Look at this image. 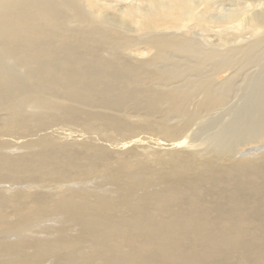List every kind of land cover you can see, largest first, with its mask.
Listing matches in <instances>:
<instances>
[{
	"label": "bare ground",
	"instance_id": "1",
	"mask_svg": "<svg viewBox=\"0 0 264 264\" xmlns=\"http://www.w3.org/2000/svg\"><path fill=\"white\" fill-rule=\"evenodd\" d=\"M1 1L0 111L7 112V118L14 121V125L32 119L22 116V109L29 108L44 115L63 109L74 112L77 104L81 114L84 110L92 113L86 130H114L121 123L119 117L110 115L111 112L120 110L121 115L130 116L131 107H139L146 112L140 114L142 116L136 122L167 138V143L161 145L169 153L151 151L149 154L150 160L160 167H169L167 172L171 177L175 176L174 172H188L193 162L196 163L195 172H206L204 178L212 172L230 174V178L225 176L224 191L228 193L231 209L226 211L221 207L218 194L215 207L210 208L216 214L207 217L204 216L205 204L200 200L198 183L193 181L184 186L180 184V178L170 181L166 174L158 173L161 170L150 171L153 176L142 179L143 184L137 178L121 183L127 199H100L97 203L91 200L101 211L84 213V226L94 224V221L103 225V232H98L92 241L84 238L91 242L88 245L94 251L106 253L119 248L112 239L106 242L114 232H133L135 235L145 229L141 247L126 246L104 264H165L167 256L187 263L225 264V259L213 256L219 243L225 242V246L242 251L245 248L241 241L242 231L225 237H211L209 229L213 218L222 223L242 220L243 213L238 206L248 195L262 193L264 197V185H254L256 179L264 183V162L236 158L238 151L247 148L245 145L264 140V0H108L104 4L101 0H79L82 5L89 4L94 9L92 18L95 22L113 28L104 30L96 26L86 30L70 29L64 8L70 9L75 17L82 16L70 0ZM185 30H190L191 35ZM211 30L215 39L209 35ZM194 31H199L200 35ZM73 44H78L77 52L70 49ZM102 51L108 56L99 55ZM124 52L135 53L142 59L130 64L122 57ZM77 67L79 71L72 72ZM252 74L254 76L249 77ZM224 105L225 124L221 125L215 123L216 118L211 112ZM38 118H33V122L41 124L42 120ZM201 120L206 124L202 125ZM188 124L196 126V130L192 126L188 128ZM216 126H225V138L239 140L235 150L231 144L219 145L214 141L219 132L218 128L214 129ZM67 132L63 134L64 138L60 134L38 133L34 139L16 143L26 147L41 144L50 152L38 151L34 156V150L30 149L29 153L34 157L27 159L24 155L26 159L22 161L19 155L13 156L10 149L6 152L7 143L2 141L5 146L0 148V172L86 174L109 166L118 172H126L125 167L136 169V172L151 170L138 166L139 152L129 157L121 156L137 147L140 139L117 143L121 147L112 149L115 155L107 157L83 141V134ZM80 148H84L85 153L82 164L79 163L82 160L77 163L59 156L57 152L61 151H55ZM213 158L217 159L215 163ZM191 172L194 171L184 174L188 176ZM152 183L155 188L149 187ZM139 189L141 192L137 193ZM132 196H139L140 200H133ZM90 203L86 201L87 205ZM178 225L190 226L196 231L193 241L199 249H192L194 254H180V236L185 233L178 232ZM260 233L254 235L255 240L262 239L255 257L248 262L239 255L237 264H264V251L261 250L264 231ZM75 245L67 242L53 247L46 243L40 249V256L68 249L62 264L68 261L74 264L83 260ZM93 255L87 254V257Z\"/></svg>",
	"mask_w": 264,
	"mask_h": 264
},
{
	"label": "rangeland",
	"instance_id": "2",
	"mask_svg": "<svg viewBox=\"0 0 264 264\" xmlns=\"http://www.w3.org/2000/svg\"><path fill=\"white\" fill-rule=\"evenodd\" d=\"M47 1L60 2L62 0ZM70 1L74 3V5L82 12L81 17H75L71 14L70 9L66 7L64 8L63 11L65 14H67L66 22L68 23L70 29L75 30L78 28H83L84 30H86L90 29L93 26H96L101 30L113 29L110 25L101 24L94 21V18H92V12L94 9L90 7L89 4L87 6H84L79 0ZM107 1L108 0H101L103 4ZM0 5H2V1L0 2ZM106 11L110 12L111 10ZM190 26H193V24L191 23ZM185 31L189 36L191 35L190 30ZM212 31L213 30H211L209 34L211 36H213L214 34V31L213 34ZM196 32L197 35H200L199 31H194V33ZM211 38L215 39L214 36ZM70 49H73L75 52H77L78 44L71 45ZM219 49H221V47ZM105 52L102 51L99 53V55H101L102 57H107L108 53ZM122 57L129 61L130 64H133L134 62L136 63L138 60L142 59L135 53L127 52H124ZM46 61L53 62L52 59H46ZM78 71V67L72 70V72ZM254 74H252V76L249 75V77H253ZM75 106V113L72 109H63L59 110L60 112H46L44 114L45 116L42 114V112H37L29 108L22 109V116H29L32 117V119L30 120L27 118L29 122H27V120H21L15 125L14 121H9V119L7 118V112L0 111V148L7 145L5 147V151L7 149H10L9 151H12L11 154H13V156L19 155V160L21 159L22 161L23 159H26V157L24 158V155L28 156L27 159H29V156L30 158H33L35 155H37L38 151L39 153L42 152L43 154L45 152V154H49L50 152L45 149V146L41 147V144L27 145L30 146V148L24 145H16V143L22 144L29 139H34L36 138L35 134L38 133H53L56 136L60 134V137L62 136L64 138L65 136H63V134H66L65 132L68 131L67 134H69L73 131L74 134L79 133L77 135L83 134V141L87 142V144L91 146H94L97 150L102 151L103 155L112 157L115 155L112 152V149L118 150L117 148L121 147V145L118 144H122L124 141L128 140L140 139L141 142L137 147L132 148L127 154L122 153L121 156L124 155L123 157H129L132 154L135 155V152H139L137 163L138 166L141 168L150 167L151 170H146V172H136V169L128 170L127 167H125L126 172H118L115 171L114 167L113 170L110 169L109 166V168H104L99 172H87L86 174H83V172L74 173L70 171H68L70 173L60 172L57 175L56 173L53 174L51 172H0V199L2 200L1 202H3L2 204H0V264H60V262L62 264L63 260L66 261L65 258L67 257V252H69L68 249H62L63 252L60 249V251H58L60 254L57 251H54L55 255H52L54 254L52 253V251L50 252L51 255H49V252L48 254L46 253V255L44 256L46 260L45 261L44 257L40 256V249L42 248V246H45L46 243H50L53 247H55L57 244V246H61L62 244L67 242L70 244L76 243L75 248L78 249L77 253L83 260H77L78 262L75 261L74 264H98L100 262H102L101 264H104L105 260H107L109 257L117 255L120 252L118 250L122 249L123 251V249H125L124 247L126 246H132L135 248L141 247L145 229H141L140 231L142 232H139L135 229V231H137L135 235L133 232L112 233L111 237L106 242L112 239V243L115 246L116 244H118L119 248L112 249L113 251L106 253H98V251H94L88 244L91 243L90 241L93 240L94 236H97L98 232H103V225L95 224V221L93 219L94 224L84 226V219L82 215L84 213H93L97 211L100 212V208L94 205V203H97L100 199H118L120 201H122L123 199H127L125 198L126 194H124L125 191L123 190V187L120 186L121 183L128 181L131 178H137L136 180L143 184V182L141 181L142 179H144L146 176L152 177V173L158 170L162 171L158 173L166 174V178L168 177L167 179H169L170 181H175L176 178H180V184H183L184 186L189 185V183L193 181L197 182L199 186L198 190L200 192V200L205 204V217H207L208 215L216 214L215 211L210 208L212 206L215 207L214 200L216 197H218V194H220L218 202L221 203V207L223 206L226 211H229V209H231L232 204L228 203V193L224 191L226 187V173L212 172L209 177L204 178L202 176L205 175L206 172H195L194 168H196V163L193 162L192 165L190 163L191 167L188 168V172L191 170L194 172H191L188 176L184 174L188 172H174L175 176L171 177L172 175L170 176V172H167L169 167H160L154 161L150 160L152 156L149 153L151 151H160L159 154H167L169 152L168 150L164 149V145H161L167 143V141H165L167 138L158 135V133H156L154 129L147 128L146 125L138 124V122H136L139 118H141L142 115L140 114H144L146 110L142 109L141 111V108L139 107H131L132 110H130V113L132 115L136 114L135 116H132L131 114L130 116H126L123 114L121 115L120 110L117 112H111L110 115L120 118L118 119V121L121 123V126L115 128L114 130L111 128L104 129L105 131L98 128L91 130L94 131L97 134L96 135L95 133L86 130V123L90 121L92 113H88V110H84L85 113L81 114V112L78 111L79 106L77 104H75ZM85 109L87 108L85 107ZM211 113L212 116L216 118L215 123H219L221 125L225 124V115H223V113H225V105L223 107H218L216 111L214 110ZM211 113H206L205 115ZM53 114L54 116H52ZM86 115H89V117L87 118ZM38 116L40 117L38 119L42 120L41 124L33 122V118ZM238 118L239 116L236 117V119ZM200 123L202 125L206 124L204 121L202 122V120L200 121ZM19 125H22L23 127ZM190 126L192 125H187L188 128H190ZM191 128H193L194 131L196 130V126H192ZM217 128L219 129V132L214 141L219 145H223L225 143H227L228 145L231 144L232 150H235V145L237 142H239V140L225 138L227 135L225 126H216L214 129ZM58 130L61 133H59ZM188 131L185 134H188ZM93 134L95 136H92ZM22 135L24 138H22ZM78 139H80V137ZM2 141L6 142L7 144L3 145ZM12 144H14V146H12ZM159 145H161V147ZM17 146L21 148H18ZM105 146L107 147L105 148ZM245 146L248 149L243 147L240 151L237 152L239 155L235 153L238 160H252L253 162L257 160V163L264 162V140ZM30 149L34 150L32 152L34 153V156H31L32 153H29ZM82 149H69L70 151H62V149H60L55 151H61V153L57 152L59 156L71 158L77 163L78 160H82L81 162L79 161V163L82 164L83 160L85 161V159H82L83 157H85L84 150ZM8 150L6 152H9ZM42 150H44V152ZM22 154L23 156H21ZM230 154L231 152H229V155ZM88 161H90L89 158ZM212 161L215 163L217 159L213 158ZM237 162H235V164ZM214 166L216 165L214 164ZM134 168H137L136 165ZM150 171L152 173H150ZM226 177L230 178V174H228ZM262 183L263 181L261 179H256L254 185L263 186L264 183ZM153 184L155 183L150 184L149 187L155 188L156 185L153 186ZM137 186L140 188L141 185H136V187ZM140 192L141 189L137 191V193ZM131 194L137 195L135 192H131ZM211 195L213 196L211 197ZM88 197L89 200H86ZM132 198L133 200H140L139 196H132ZM91 200L95 202H92ZM86 201L91 202L90 205H87ZM263 203L264 197H262V193L250 194L246 197L244 203L238 206L243 213L242 220L230 223H222V221L218 220V218H213L211 220L209 229V235L211 237H215L216 235L225 237V235H233L234 232L240 230L242 231L241 241L245 245V248L242 251H239L237 249L231 248L230 246H225V242H221L217 245L213 253L214 258L225 259V264H237V257L239 255L244 256L248 262L255 257V252L257 251L256 249L260 246L259 241H261L262 239H259V241H257L254 239V235L264 231ZM24 208L28 209L29 211ZM249 219L251 220L248 221ZM178 228L180 229L178 232L185 233L184 235L180 236V254L182 256L194 254L192 249H199L197 244H195L193 241V236L196 234V231L190 226H185L183 228L181 227V225H178ZM259 235H261V233ZM84 238H87L90 241L84 240ZM68 240H70V242ZM261 250L264 251L263 245L261 246ZM87 254L94 255L91 257H87ZM55 256H57V258H62L59 262H57L58 259L55 258ZM42 257V260H44L43 262H41ZM47 257H49L50 259ZM164 262L165 264H197L171 259L168 256L166 257ZM66 264H72V261H68Z\"/></svg>",
	"mask_w": 264,
	"mask_h": 264
}]
</instances>
